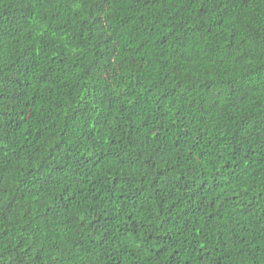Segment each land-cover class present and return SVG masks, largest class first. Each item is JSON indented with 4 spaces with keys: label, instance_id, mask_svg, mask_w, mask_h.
Listing matches in <instances>:
<instances>
[{
    "label": "trees",
    "instance_id": "1",
    "mask_svg": "<svg viewBox=\"0 0 264 264\" xmlns=\"http://www.w3.org/2000/svg\"><path fill=\"white\" fill-rule=\"evenodd\" d=\"M0 264H264V0H0Z\"/></svg>",
    "mask_w": 264,
    "mask_h": 264
}]
</instances>
